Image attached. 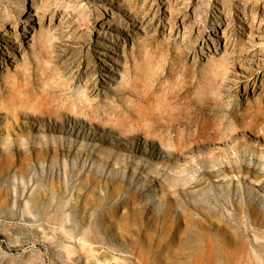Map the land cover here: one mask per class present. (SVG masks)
Segmentation results:
<instances>
[{"label":"rangeland","instance_id":"374dc122","mask_svg":"<svg viewBox=\"0 0 264 264\" xmlns=\"http://www.w3.org/2000/svg\"><path fill=\"white\" fill-rule=\"evenodd\" d=\"M0 264H264V0H0Z\"/></svg>","mask_w":264,"mask_h":264},{"label":"bare ground","instance_id":"6f19581e","mask_svg":"<svg viewBox=\"0 0 264 264\" xmlns=\"http://www.w3.org/2000/svg\"><path fill=\"white\" fill-rule=\"evenodd\" d=\"M64 113H65V112H64ZM64 113H63V114H64ZM60 114H61V113H60ZM56 115H57V114H56ZM199 137H200V136H199ZM207 137H208V136H207ZM205 138H206V137H205ZM246 243H247V241H246Z\"/></svg>","mask_w":264,"mask_h":264}]
</instances>
